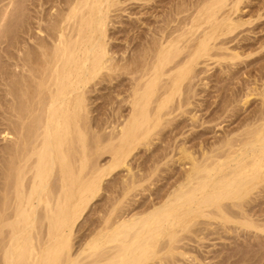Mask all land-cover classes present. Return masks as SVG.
<instances>
[{
  "label": "bare ground",
  "instance_id": "1",
  "mask_svg": "<svg viewBox=\"0 0 264 264\" xmlns=\"http://www.w3.org/2000/svg\"><path fill=\"white\" fill-rule=\"evenodd\" d=\"M62 3L63 7L55 9L47 28L51 40L41 38L37 49L25 55L22 79L11 80L10 94L15 98L13 102L16 101L12 110L18 118L14 121L13 142L2 150L0 159V264H145L160 250L175 249L172 244L180 240L181 230L170 234L169 231L202 216L240 222L264 232L261 220L264 209L255 217L247 207L254 190L264 193V93L261 92L262 109L241 119L243 131H230L225 138L215 139L212 146L203 138L205 141L196 150L199 156L187 141L176 146V152L189 160L191 167L159 206L147 213H132L129 218L127 214L111 218L113 221L106 219L99 237L90 242L89 254L81 257L83 251L74 250L72 233L76 220L99 187L103 171L101 165L102 168L92 165L90 158L91 146H95L90 145L92 126L87 115L90 82L101 73L108 77L107 73L118 71L119 74L125 70L134 76L132 112L122 126L117 143L114 140L110 143L114 156L113 167L109 165L113 169L125 164L133 144L148 135L160 119L192 104L190 98L196 95L192 82L202 74L197 71L199 65L209 66L212 60H243L252 54L243 57L239 51L248 46L241 43L246 26L241 28L247 20L235 17L239 10H244L241 5L246 0H197L193 14L179 18L175 27L173 15L187 11L185 3L172 12L166 8L163 17H158L161 5L156 2L155 10L135 12L139 27L145 24L142 15L148 13L155 16V24L149 23L152 27L148 25L150 32L146 29L148 34L142 46L130 48L132 51L126 56L125 52L119 55L120 59L117 54L121 50L117 53L108 31L114 19L111 13L124 10L122 0H63ZM262 16L261 13L259 17ZM38 28L44 31L41 23ZM233 42L239 45L230 47L228 44ZM243 81L245 92L241 100L235 97L245 104L249 103L253 92L249 91L253 87L248 86V79ZM182 94L184 99L180 98ZM174 101L178 103L175 105ZM193 113L191 119L195 125L201 116L198 118ZM212 116L210 123L222 117ZM204 142L210 147L204 148ZM135 179L134 176L131 186L137 182ZM162 237L164 243L160 241ZM158 239L163 244L159 245Z\"/></svg>",
  "mask_w": 264,
  "mask_h": 264
},
{
  "label": "rangeland",
  "instance_id": "2",
  "mask_svg": "<svg viewBox=\"0 0 264 264\" xmlns=\"http://www.w3.org/2000/svg\"><path fill=\"white\" fill-rule=\"evenodd\" d=\"M122 1L123 3L121 6L124 10L111 13L114 14L112 15V19H114L109 25L108 31V34H110V36L112 35L110 41L113 42L112 44L115 46V50L118 49L117 53L121 52V54H117L118 59L124 55V52L125 56L126 54L128 55V52L132 51L130 48H140L142 43L146 41L147 32H150L149 26L152 27L151 25L155 24V16L152 15V17L150 13H148L142 15L144 16L145 24L139 27V24L136 23L137 16L135 12H140L142 9L143 11L148 10L149 12L152 11L153 8L155 10L154 5L156 2H159L161 6L159 7L157 15L158 17H163L166 8L167 10L175 11L179 4L185 3V9L187 11L180 15H176L175 13L173 15L174 23H172V26L175 27V25L177 26L179 24V18H182V16L187 15L186 17H190L197 5V0ZM62 2L63 0H0V159L3 155L2 150L13 142L14 121L18 118L14 115L15 113L12 110L14 108L12 105L16 106V104H14L16 101L13 102L15 98L10 94L11 83L15 80V77L16 80L22 79L20 75L24 74L22 65L27 56L26 54L37 49L38 41L41 38H47L48 41L51 40L47 34V28L52 16L56 14V10L63 7ZM246 2L247 3H244V5L246 6L247 4V6L244 7L242 4L241 8L244 10H239L238 13L235 14V17L239 16L236 18L242 21L247 20V23L241 28L244 29L246 26L244 33H242L244 37H242L243 39L241 38V43L243 42L242 45L245 46L248 45L247 47L249 48L244 47L245 49H239V51L243 53V57L248 54L252 55L247 58L244 57L243 60H229L230 62L227 59H221L220 62L212 60L209 62V66L205 63L199 65L197 71H200L202 74H200V76L198 74L199 78H195L192 82V84L195 83L193 87L194 94H196H190V96L192 95L190 98V101H193L192 104L184 105V109L180 108L172 115H166L163 119H160L156 127L152 129L148 135L143 136L137 143L133 144L135 146L131 147V152L125 164L122 163L113 169L111 163L114 155L111 148L112 144L110 143L113 140L115 142L117 141V137L120 136L119 133L122 131L123 124L130 115V112H132L131 103L133 97H131V93H133L132 87H134L133 85L135 84V82H133L134 76L126 73L127 71L125 72V70H122L123 72L120 71L119 74L118 71L116 74L113 72L107 73L109 74L108 77H106V73H104L106 75L104 77V74L101 73L100 77L97 75L88 85L90 92L87 106L89 114L87 115L90 117V119L88 118L90 121L88 124L90 127L92 126L89 130V132L91 131V136H89L90 138L92 137V139H90V145H95L94 147L93 145L91 146L90 158L92 165H95V167L101 165L103 171L100 177L101 182L99 183V187L94 190V196L82 211V215L76 220L73 229L74 250L76 249L77 252L83 251L81 257H84L85 254H89L91 251L90 242H93L95 238L99 237L98 234L101 229L104 228L106 219H114L123 215L127 216V214V218H129L132 213H147L149 212L148 210H152L153 207L159 206V203L167 198L170 191L178 186V180L183 177V174L187 172V169H189L191 165L190 162H188L189 160L185 159V157L182 158L181 154L176 152V146L178 147L179 144L181 146L182 143L187 141L186 143L188 146L196 151L199 150L198 148H200L201 142L205 138H207L205 140L210 145L211 143L213 144L217 138H225L230 131H232V133H239L243 131L242 129L244 128L243 126L241 127V119L247 116L246 114H253V112L257 113L258 110L260 111L262 109L263 96L261 92L264 93V47L262 49L261 45L264 44L262 43L264 42V16H259L261 13L264 15V0H246ZM145 4H148L147 7ZM40 23L44 28L43 32H40L38 28ZM149 23L151 25H149ZM136 24H138V27ZM146 29H148V31ZM128 37L131 39L129 40ZM245 38L248 39L245 40ZM129 41L131 44H129ZM228 45L235 48V46L237 47L239 44L238 42H233ZM119 55L121 56L119 57ZM16 64H19V66ZM261 68L263 73L260 71ZM245 69H249L248 72L245 73ZM104 72H106V70ZM25 73L27 74L26 71ZM247 73L248 75H246ZM110 74H112V77ZM236 74L239 75L237 76ZM234 75H236V77ZM240 78H242L241 81ZM243 79L245 82L246 79H248L247 82L250 83L248 86L253 87L251 88L252 90L250 89L249 91H253L252 95L249 97V103L245 104L239 102L243 96L242 94L245 92L244 89V91L242 90L243 86H241L244 83ZM185 81L188 83L189 80ZM223 81L225 84L227 83L226 86L223 85ZM220 83L223 84L219 85ZM177 96L179 97V95ZM235 96H237L239 100H236L237 98ZM180 98L184 99V95L182 97L180 96ZM179 99L177 97L175 99L174 97V100ZM174 103L176 105L178 102L176 103V101H174ZM186 106L188 107L186 108ZM185 109L187 112H185ZM193 112L198 115V118L201 116L204 120L199 118L200 121L202 120L206 124L197 121L198 124L200 122L202 125L199 124L198 126L197 123L194 125L191 119V114H194ZM209 113L211 114L209 115ZM212 114L215 116L221 115L222 117L220 120L217 119L215 122L210 123L209 120L213 117ZM203 133L204 137L202 135ZM91 141H93V143ZM95 141H98L97 144ZM206 142H204L205 145L204 143L202 144L204 148L205 146L206 148L212 146H209ZM195 154L197 156L200 155L198 151H196ZM101 166L99 167L102 168ZM129 167L131 168V172L129 171L130 173L128 172ZM133 175L136 177L135 180L137 182L131 186ZM260 191V189L253 191L251 194L252 197H249L251 198V202L247 206L252 214L255 213L253 214L255 217L259 214V210L264 209V199H262L263 203H260L262 202L260 197L263 198L264 193ZM259 192L261 195H258ZM115 206L117 207L116 209H114ZM261 206L263 208H261ZM137 211L140 212L138 213ZM262 217L264 216H261V218ZM112 219L111 221H113ZM261 220L264 222V218ZM194 221H196V223H194ZM223 221L224 220L220 218L213 219L206 216L194 217L189 223L184 224L185 226L182 225L181 227L178 226L174 228L168 233L170 234L171 232H175V230H181L179 231V239L181 241L179 240L180 242L177 241V243L174 242L172 244L173 247L175 246V249L169 250L166 248L160 250L154 259L147 261L145 264H151V262H153V264H264V232L256 228L246 227L240 222ZM182 227H185L184 231ZM164 237H162V240L159 238L161 242L165 240L166 237ZM159 239V245L165 242L163 241V243H161ZM157 249L159 250V247ZM97 251H101V248Z\"/></svg>",
  "mask_w": 264,
  "mask_h": 264
}]
</instances>
